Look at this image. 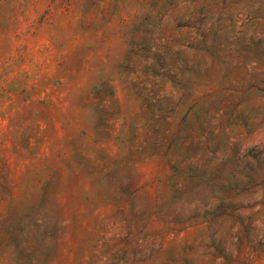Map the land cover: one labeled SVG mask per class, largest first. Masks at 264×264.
Wrapping results in <instances>:
<instances>
[{
  "label": "rangeland",
  "instance_id": "rangeland-1",
  "mask_svg": "<svg viewBox=\"0 0 264 264\" xmlns=\"http://www.w3.org/2000/svg\"><path fill=\"white\" fill-rule=\"evenodd\" d=\"M0 264H264V0H0Z\"/></svg>",
  "mask_w": 264,
  "mask_h": 264
}]
</instances>
